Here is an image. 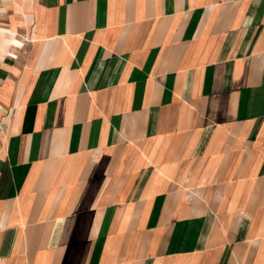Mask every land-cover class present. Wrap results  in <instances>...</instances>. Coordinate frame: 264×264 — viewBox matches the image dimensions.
Returning a JSON list of instances; mask_svg holds the SVG:
<instances>
[{
    "label": "crops",
    "instance_id": "0c3cea01",
    "mask_svg": "<svg viewBox=\"0 0 264 264\" xmlns=\"http://www.w3.org/2000/svg\"><path fill=\"white\" fill-rule=\"evenodd\" d=\"M9 3L0 264H264V0Z\"/></svg>",
    "mask_w": 264,
    "mask_h": 264
},
{
    "label": "rangeland",
    "instance_id": "374dc122",
    "mask_svg": "<svg viewBox=\"0 0 264 264\" xmlns=\"http://www.w3.org/2000/svg\"><path fill=\"white\" fill-rule=\"evenodd\" d=\"M24 30V29H23ZM18 26L10 14L9 0H0V55L8 57L16 51H20L25 40L24 32ZM16 38V39H15ZM18 40L20 41L19 43Z\"/></svg>",
    "mask_w": 264,
    "mask_h": 264
}]
</instances>
